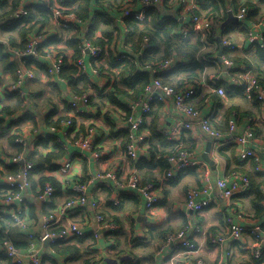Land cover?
I'll use <instances>...</instances> for the list:
<instances>
[{
    "label": "clouds",
    "instance_id": "1",
    "mask_svg": "<svg viewBox=\"0 0 264 264\" xmlns=\"http://www.w3.org/2000/svg\"><path fill=\"white\" fill-rule=\"evenodd\" d=\"M0 264H264V0H0Z\"/></svg>",
    "mask_w": 264,
    "mask_h": 264
}]
</instances>
